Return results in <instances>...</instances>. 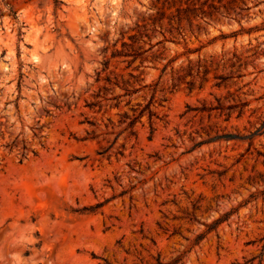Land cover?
<instances>
[{"label": "rangeland", "instance_id": "1", "mask_svg": "<svg viewBox=\"0 0 264 264\" xmlns=\"http://www.w3.org/2000/svg\"><path fill=\"white\" fill-rule=\"evenodd\" d=\"M263 122L264 0H0V264H264Z\"/></svg>", "mask_w": 264, "mask_h": 264}, {"label": "trees", "instance_id": "2", "mask_svg": "<svg viewBox=\"0 0 264 264\" xmlns=\"http://www.w3.org/2000/svg\"><path fill=\"white\" fill-rule=\"evenodd\" d=\"M54 1H55L56 4L59 2V0H54ZM196 63L198 64V66H201L200 65L201 64V60H197ZM191 66H192V62H191V60H189V63L187 65V68L189 69L190 72L192 70L191 69ZM229 78H230L229 76H224V75H221V76L217 77V79L220 80V82L218 83V85L224 83ZM192 85H193V83L190 82L189 83L190 88L192 87ZM246 105H247V103H236L234 105L229 106L228 109H230V110H232V109H238L239 110V113L241 114L243 112V109H244V107ZM188 110L191 111V110H197V109H191L190 107H188ZM203 110H204V108H203ZM150 114H151V116L153 115L151 112H150ZM136 120H137V118L134 119L131 124H133ZM263 128H264V122H263V124L261 125L260 128L256 129L253 133L250 134V137H254L256 135H260L263 132L262 131ZM234 138H238V136L237 135H234V134H229L228 133V134L218 135L214 139L215 140H219V139H234ZM105 152H106V150L105 151H100L99 154H104ZM261 193L264 194V190L261 191ZM226 216H228V215H224L221 218L215 220L213 223L207 225V227L209 228V230L215 228L220 222H222L226 218ZM158 264H161V263L158 262Z\"/></svg>", "mask_w": 264, "mask_h": 264}]
</instances>
